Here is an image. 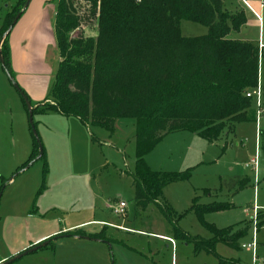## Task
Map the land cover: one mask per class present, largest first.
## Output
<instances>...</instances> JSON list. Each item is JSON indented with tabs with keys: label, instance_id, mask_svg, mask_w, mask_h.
Instances as JSON below:
<instances>
[{
	"label": "rangeland",
	"instance_id": "374dc122",
	"mask_svg": "<svg viewBox=\"0 0 264 264\" xmlns=\"http://www.w3.org/2000/svg\"><path fill=\"white\" fill-rule=\"evenodd\" d=\"M22 1L0 0V27ZM36 1L30 0L27 7L31 9ZM260 1L249 3L257 9ZM230 2L242 8L245 21L227 37L254 45L258 38L264 42V8L258 22L241 0ZM41 3L56 9L55 0ZM73 5L81 23L70 36L95 37L96 27L87 19L89 4L73 0ZM25 9L21 8L9 35L24 21L29 11ZM48 29L45 26V35ZM180 31L183 36H200L207 28L182 20ZM45 54L50 72L24 73L29 82L38 78L37 91L30 96L20 90L18 74L11 81L0 62V177L6 182L0 196V259L39 244L22 248L52 227L58 232L42 240L47 241L45 245L8 264H222L219 260L236 264L234 259L252 264L250 249H231L217 242L214 255L181 238L186 234L209 239L214 233L208 225L232 230L247 227L240 245L252 240L255 229L256 255L264 259V225L256 228L253 223V216L264 209V50L259 54L260 106L252 97L246 120L226 125L214 141L187 130L168 133L145 154L152 171L189 172L187 178L164 186L159 206L146 207H139L135 200L131 176L135 170L133 118H117L108 130L53 110H35L31 129L23 97L35 107L42 86L54 79L59 61L52 44ZM34 56L40 58L42 52ZM39 147L42 157L29 161ZM120 201L126 205L122 215L113 210ZM210 204L228 207L204 210ZM77 223L83 224L69 228Z\"/></svg>",
	"mask_w": 264,
	"mask_h": 264
},
{
	"label": "trees",
	"instance_id": "16d2710c",
	"mask_svg": "<svg viewBox=\"0 0 264 264\" xmlns=\"http://www.w3.org/2000/svg\"><path fill=\"white\" fill-rule=\"evenodd\" d=\"M55 1L54 35L60 60L45 104L32 107V112L49 109L108 130L117 118H133L135 200L139 207L159 206L164 186L187 178L189 172L152 171L144 161L148 151L176 131L195 132L214 141L226 125L248 118L251 98L245 93L258 84L259 47L227 37L244 23L243 11L224 7L232 0H83L89 4L87 19L95 25L96 35L70 36L80 27L81 16L73 0ZM24 3L6 16L0 39L15 15L22 14ZM182 20L202 24L207 32L183 36ZM7 36L0 56L12 77ZM5 184L0 177V191ZM227 207L210 204L204 210ZM261 225L264 209L256 214L255 227ZM208 226L214 233L209 239L186 234L181 238L216 255L215 243L238 249L247 231V227ZM92 237L105 239L98 234Z\"/></svg>",
	"mask_w": 264,
	"mask_h": 264
},
{
	"label": "crops",
	"instance_id": "0c3cea01",
	"mask_svg": "<svg viewBox=\"0 0 264 264\" xmlns=\"http://www.w3.org/2000/svg\"><path fill=\"white\" fill-rule=\"evenodd\" d=\"M41 1L43 2L44 0H38L33 5V7H31V9H29L27 7L24 10V11H26L27 9H29V11H26V13L24 14V16H26L24 18V21L20 25H18V27H16L14 29V31L12 32L11 35H9L11 33V31L13 30V28L15 27L14 26L15 24H14L12 29L8 33V36H7L9 61H10V66H11L12 72H13V74L14 73L16 75L18 74L17 79L19 81V85H20L21 89H23L29 96L32 94L35 95V93L37 91L38 84H39L37 81L38 78H34L32 80V82H29L27 79L24 80L25 79L24 73L25 74L26 73H37L39 70H41L42 72H44V71L50 72V68H51L50 62L47 60V57L45 54L47 51V45L52 44V46L57 47L55 35H54V29H53L54 28L55 9L53 8V6H52L51 10L45 8L44 4H42ZM250 1H253L254 3L256 2L258 4V0H241V3L243 4L244 7H246L244 2H247L255 12L260 14V17H261V11L264 7L260 8L258 5V8L256 9L249 3ZM228 2H227L228 4H226V2L224 3V7L228 11L234 12L236 10H242V8H238L235 5H232L230 1H228ZM248 10L250 12H252L250 9H248ZM252 14L257 19L256 15L253 12H252ZM258 22H260V21L258 20ZM45 26H47L49 28L48 29L49 35H45V31H44ZM245 41L250 42L248 40H245ZM257 46L259 47V52L260 53L262 52V55H263L264 42H262L259 38L257 40ZM39 51L42 52V56L40 58L35 57L34 56L35 53H39ZM59 60H60V57H59ZM39 62H40V64H39ZM52 82H53V80H52ZM52 82H51V80L48 79V83H46V85L44 87L42 86V90H43L42 96H39L38 98H36L35 106L43 104L45 102V99L49 93ZM29 89H30L31 93L28 92ZM36 95H38V94H36ZM260 97H261V92H260ZM254 206L259 208L258 205H254ZM124 211H125V209H124ZM29 215L35 216L34 214H29ZM83 223H85V222H83ZM83 223L74 224V225L70 226L69 228L77 226V225H81ZM109 225H111L113 227L123 228L121 225H115L112 223H109ZM55 232H58V228L48 227V229L44 230V232H42L37 237H35L33 241L23 245L22 248L23 247L27 248L33 244L41 243L42 240H44L47 237L55 234ZM159 236L161 238L169 240L171 243H173L171 238L166 237V236H161V235H159ZM242 244L243 243H241V245ZM241 245H240V247H241ZM256 247H257V244H256ZM260 260L264 261V259L262 257L260 258ZM0 261L3 262V261H5V259L1 258ZM238 262H239L238 259L237 260L234 259L233 263L240 264V262L239 263Z\"/></svg>",
	"mask_w": 264,
	"mask_h": 264
},
{
	"label": "built area",
	"instance_id": "2783aa9c",
	"mask_svg": "<svg viewBox=\"0 0 264 264\" xmlns=\"http://www.w3.org/2000/svg\"><path fill=\"white\" fill-rule=\"evenodd\" d=\"M244 3H245V6L248 9H250L256 15L257 19L260 21L261 20L260 14L255 12L250 7V5L247 2H244ZM259 7L260 8L264 7V0L260 1ZM245 96L246 97H250V98L254 97L255 101H256V104L259 107L260 106V87H259V84H257L255 90H252V91L248 90L245 93ZM251 162H252V165H254V168H255V166H256L255 161L252 160ZM124 208H125V203L123 201H120L117 206L113 207V210H114V213L122 215L125 212ZM255 210H256V207H254V211ZM253 217H254L253 223L255 225V223H256V215H254ZM241 247L251 250V252H252V264H260L262 262L260 259H258L257 255H256L255 229L253 230L252 240L250 242H248V243H243L241 245Z\"/></svg>",
	"mask_w": 264,
	"mask_h": 264
},
{
	"label": "water",
	"instance_id": "95a60500",
	"mask_svg": "<svg viewBox=\"0 0 264 264\" xmlns=\"http://www.w3.org/2000/svg\"><path fill=\"white\" fill-rule=\"evenodd\" d=\"M29 1L30 0H26L25 1L23 9H25L28 6ZM19 17H20V12L15 15L14 19L12 20V23L9 25L7 30L2 35V37L0 39V45H1V42L4 39V37L10 32V30L12 29L13 25L16 23V21L18 20ZM0 62H1V65H2L1 56H0ZM8 76H9L10 80L13 81L12 77H10V75H8ZM23 98H24L26 106L28 108V119H29L30 127H31V129H33V125H32V107H30V103L27 101V99L25 97H23ZM33 132H34V130H33ZM41 156H42V149H41V147H39L38 153H37V155L35 156L34 159H39ZM0 196H1V191H0ZM46 243H47V241H44V242H41V243H39V244H37L35 246H32V247H30V248H28V249L16 254L15 256L3 261L2 264H8L9 262L15 260L16 258H19V257H21V256H23L25 254H28L30 252H33V251L37 250L38 248H40L41 246L45 245Z\"/></svg>",
	"mask_w": 264,
	"mask_h": 264
}]
</instances>
